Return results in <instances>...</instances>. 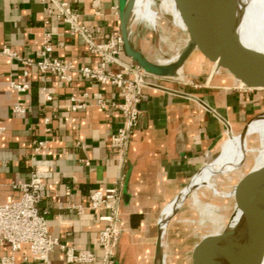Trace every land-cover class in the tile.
Returning <instances> with one entry per match:
<instances>
[{"label":"crops","instance_id":"0c3cea01","mask_svg":"<svg viewBox=\"0 0 264 264\" xmlns=\"http://www.w3.org/2000/svg\"><path fill=\"white\" fill-rule=\"evenodd\" d=\"M58 1L70 4L77 25L65 21L50 0H0V204L21 198L13 185L30 181L34 160L50 162L52 177L45 181L38 205L46 213L50 233L68 248L91 251L96 260L90 264H105L99 240L106 227L101 217L108 211L90 209V195L112 188L123 175L122 233L112 264H157L164 210L216 160L229 132L227 123L232 135L244 131L256 115L243 124L240 134L235 128L262 104L264 91L239 89L222 71L211 75L212 66L196 52L181 61L188 37L175 47L157 29L133 21L130 40L134 49L152 62L169 66L175 76L153 77L149 81L157 87L144 88L139 123L121 165L112 136L124 123L116 107L124 101L123 91L85 79L80 69L99 68L103 62L91 50L88 35L97 45L112 36L122 37L121 8L128 0ZM250 4L264 21V0H250ZM178 15L180 25L185 26L179 11ZM48 35L54 46L50 57L74 68L70 82L23 63L42 59ZM5 49L19 58L7 55ZM119 58L125 65L136 66L125 49ZM108 70L119 73L123 67L109 65ZM24 71L29 72L30 89L18 93L11 83L19 82ZM47 96L52 100L47 101ZM73 97L86 106L73 111ZM17 106L24 112H16ZM39 142L46 144L36 151ZM11 255V245L0 241V264L2 257ZM15 258L16 264H71L59 247L47 262L35 260L26 245Z\"/></svg>","mask_w":264,"mask_h":264},{"label":"built area","instance_id":"2783aa9c","mask_svg":"<svg viewBox=\"0 0 264 264\" xmlns=\"http://www.w3.org/2000/svg\"><path fill=\"white\" fill-rule=\"evenodd\" d=\"M46 1V0H42ZM58 5L59 14L63 15L65 21L73 25L76 24V16L71 10L70 4L66 1L50 0ZM75 29V28H74ZM51 35L47 36L44 47L40 52L41 60L25 59L23 63L27 66H36L43 75H58L63 81L72 80L71 73L74 68L71 63L59 58L50 57L54 51V46L50 42ZM91 43V50L102 56L103 62L99 68L82 67L80 73L82 77L88 80H96L102 85H112L123 91L124 101L116 107L122 111L124 117L123 126L112 136V146L117 150L121 165L125 163L126 154L134 130L138 126L140 116V104L142 101L144 88L153 85L149 80L151 76L140 67L125 65L120 60V54L124 51V41L121 36H112L103 44H95L92 36L88 35ZM4 53L12 58H19L17 53L5 49ZM118 64L123 67L119 73L108 70L109 65ZM127 74L133 75V79L126 77ZM29 72L24 71L19 82H12V88L18 93H26L30 89L28 82ZM52 97L47 96V101ZM74 105L73 111L82 109L85 103H78L76 98L71 99ZM100 105L105 106L102 100ZM16 112H24V109L17 106ZM47 122H50L47 119ZM3 132V129H0ZM46 142H39L36 151H40ZM33 173L30 181L19 185H13L14 188L21 191V198L13 200L7 204H0V241L9 243L13 255L2 257L1 264H16L15 253L23 246H28L32 257L35 260L47 262L49 255L57 247L65 252L68 263L71 264H90L96 260V256L89 250L77 251L74 248H68L62 244L57 237H54L48 227L46 213H43L38 205L42 200L46 189L45 181L52 177L51 163L47 161L34 160ZM123 181L121 175L114 186L105 191L96 190L91 193L89 208L92 210L105 209L108 211L101 220L106 223V227L100 233L99 245L105 251V264H112V259L119 244L121 237L120 215L123 199ZM83 208L79 212L83 213Z\"/></svg>","mask_w":264,"mask_h":264},{"label":"bare ground","instance_id":"6f19581e","mask_svg":"<svg viewBox=\"0 0 264 264\" xmlns=\"http://www.w3.org/2000/svg\"><path fill=\"white\" fill-rule=\"evenodd\" d=\"M157 1H161L158 12L152 10ZM227 4L240 42L264 53V21L258 17L250 0H227ZM160 13L170 14L180 25L175 0H137L134 20L140 22L138 16L140 20L149 21L150 18V24H147L160 32L157 27ZM162 36L165 37V34L162 33ZM217 72V64L213 63L210 74ZM262 115L264 112L251 119L240 135H232L230 126L223 141L228 145L224 146L222 156L195 176L175 205H169L164 210L168 218L173 217L195 187H205L216 195L235 199L232 211L228 214L223 211L224 215H219L220 207L202 204L198 196L194 197L202 214L216 223V234L207 237L208 245L202 252L203 264H264V116L257 121ZM245 170L248 173H244ZM220 174L241 176L229 194L215 189ZM167 248L165 233L162 264H166Z\"/></svg>","mask_w":264,"mask_h":264},{"label":"water","instance_id":"95a60500","mask_svg":"<svg viewBox=\"0 0 264 264\" xmlns=\"http://www.w3.org/2000/svg\"><path fill=\"white\" fill-rule=\"evenodd\" d=\"M136 2L137 0H128L121 8V33L126 55L151 76L174 77L172 68L150 61L132 46L130 27ZM175 3L188 35L187 48L181 55V61H184L190 53L196 52L207 64L212 66L215 63L218 71L229 74L239 89L244 91L264 89V53L250 49L240 42L227 0H175ZM187 97L198 100L192 96ZM227 125L230 128L228 123ZM191 183L170 205L177 203ZM169 221L170 218L164 212L159 222L157 264H162L163 241ZM205 240L202 239L195 245L192 264H197L198 252Z\"/></svg>","mask_w":264,"mask_h":264},{"label":"rangeland","instance_id":"374dc122","mask_svg":"<svg viewBox=\"0 0 264 264\" xmlns=\"http://www.w3.org/2000/svg\"><path fill=\"white\" fill-rule=\"evenodd\" d=\"M160 5L161 1H157V4L152 10H156L158 12L160 10ZM160 17L161 18L157 20V27L160 30L161 36L162 33H164L167 37L168 41L166 43L173 44L176 47L178 42H184L182 40L188 37L185 32L186 28H182L180 25L176 24L170 14L160 13ZM138 19V21H140L138 23L147 25L152 29V27L147 24H150V18L149 21L143 20L142 18L140 20V17L138 16ZM133 21H135L134 18ZM263 112L264 99L261 105H259L257 108H254V111H252L249 115L244 116V119L235 128L236 133L240 134L242 132L243 124L246 121ZM222 144L223 142L221 145ZM223 145L227 146L228 144ZM224 146H221L220 153L215 157V159H218L220 156H222V147ZM244 173H248V170H245ZM240 178L241 176H234L232 174H220V176L217 178L215 189H217L219 193L229 194L235 188V186H237L236 184L239 182ZM211 191L212 190L205 187H195L192 192L188 194L176 214L170 218V223L166 231V244L168 247L166 264H192V253L195 245L202 239H206L197 256V264H203L202 252L206 245H208L207 237L213 233L216 234V223L212 222L211 218H208L202 214L198 204L195 202L194 197L198 196L202 204H211L220 207L219 212H217L219 215H224V212H227L226 214L230 213L235 203L234 198H224Z\"/></svg>","mask_w":264,"mask_h":264}]
</instances>
